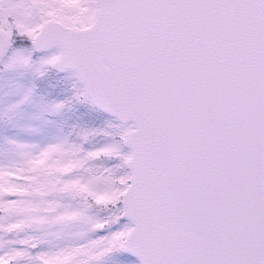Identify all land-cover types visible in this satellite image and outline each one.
Returning <instances> with one entry per match:
<instances>
[{
  "label": "snow or ice",
  "instance_id": "1",
  "mask_svg": "<svg viewBox=\"0 0 264 264\" xmlns=\"http://www.w3.org/2000/svg\"><path fill=\"white\" fill-rule=\"evenodd\" d=\"M0 264H264V0H0Z\"/></svg>",
  "mask_w": 264,
  "mask_h": 264
}]
</instances>
